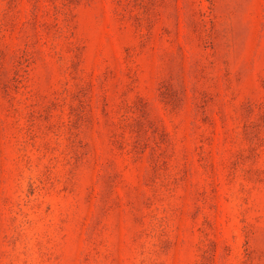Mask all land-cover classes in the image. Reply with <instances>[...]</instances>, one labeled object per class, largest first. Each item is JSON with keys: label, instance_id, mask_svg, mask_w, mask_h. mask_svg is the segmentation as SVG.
Wrapping results in <instances>:
<instances>
[{"label": "rangeland", "instance_id": "1", "mask_svg": "<svg viewBox=\"0 0 264 264\" xmlns=\"http://www.w3.org/2000/svg\"><path fill=\"white\" fill-rule=\"evenodd\" d=\"M0 264H264V0H0Z\"/></svg>", "mask_w": 264, "mask_h": 264}]
</instances>
